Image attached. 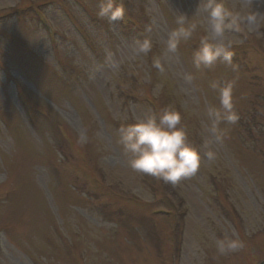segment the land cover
Instances as JSON below:
<instances>
[{
	"label": "rangeland",
	"instance_id": "rangeland-1",
	"mask_svg": "<svg viewBox=\"0 0 264 264\" xmlns=\"http://www.w3.org/2000/svg\"><path fill=\"white\" fill-rule=\"evenodd\" d=\"M199 2L124 0L134 21L113 24L98 18L101 0H0V264L264 261V0H218L260 14L253 30L225 33L236 70L194 67ZM179 13L198 26L168 53ZM146 38L151 51L136 55ZM213 81L234 83L239 116L215 132ZM165 108L201 155L175 186L132 170L120 143ZM233 232L245 247L220 255L216 240Z\"/></svg>",
	"mask_w": 264,
	"mask_h": 264
},
{
	"label": "clouds",
	"instance_id": "clouds-1",
	"mask_svg": "<svg viewBox=\"0 0 264 264\" xmlns=\"http://www.w3.org/2000/svg\"><path fill=\"white\" fill-rule=\"evenodd\" d=\"M194 15L202 16L205 22L206 35L201 40L200 48L194 53L193 65L196 69L211 68L217 60H222L233 70V52L231 42L225 39L227 30L233 29L238 23H244L249 30L258 25L260 14L250 11L245 16L233 15L218 0H200ZM97 16L116 23L124 16V8L114 4V0H101ZM178 27L173 30L167 42V52H175L182 40L189 39L197 28L196 23L189 20V16L179 13L176 19ZM151 31V29H148ZM152 43L149 39L137 42L135 54H147L151 51ZM153 66L164 72L160 59L154 60ZM213 89L219 90L220 109L209 107L207 115L212 119L213 132L220 123L235 124L239 116L234 111L233 82L221 86L213 81ZM181 114L173 109L165 108L158 115H146L134 124L121 129L120 143L124 151L130 154L129 167L140 173L162 179L173 186L182 179L193 176L201 164V155L189 141L187 132L181 125ZM209 160L213 153H206ZM216 249L220 255L236 253L245 247L244 242L235 232L231 236L225 235L216 240Z\"/></svg>",
	"mask_w": 264,
	"mask_h": 264
}]
</instances>
